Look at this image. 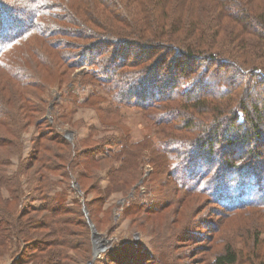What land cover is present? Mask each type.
Masks as SVG:
<instances>
[{
	"label": "trees",
	"instance_id": "16d2710c",
	"mask_svg": "<svg viewBox=\"0 0 264 264\" xmlns=\"http://www.w3.org/2000/svg\"><path fill=\"white\" fill-rule=\"evenodd\" d=\"M78 67L105 79L99 86L116 107L141 110L156 137L132 144L122 132L121 144L99 140L80 153L83 142L72 146L46 123L22 158L17 137L42 120L30 97L61 86L66 71ZM95 99L105 101L95 94L84 101ZM116 144L118 152L104 150ZM13 151L27 193L21 172L9 175ZM110 159L132 167L146 160L152 179L180 171L189 177L185 189L199 179L198 196L218 208L251 205L249 193L258 190L264 203V0H0V257L15 246L21 253L13 264H71V252L87 261L83 211L77 202L67 206L64 193L51 192V178L96 194L82 207L97 226L91 206L127 187ZM103 165L100 173L117 180L113 186H97L95 168ZM171 178L174 185L181 180ZM206 180L220 187L208 193ZM228 182L238 188L230 195ZM26 199L39 207H25ZM261 209L264 214V204ZM259 235L249 236L252 246ZM238 254L227 244L213 263L237 264ZM245 258L264 264L255 251Z\"/></svg>",
	"mask_w": 264,
	"mask_h": 264
},
{
	"label": "rangeland",
	"instance_id": "374dc122",
	"mask_svg": "<svg viewBox=\"0 0 264 264\" xmlns=\"http://www.w3.org/2000/svg\"><path fill=\"white\" fill-rule=\"evenodd\" d=\"M250 39L251 42L254 41V38ZM86 69H68L61 86L51 84L40 94L35 93L38 97H30V101L42 111V114L38 113V118L41 117L42 120L41 126L27 125L17 137L21 142L22 158L26 159L31 154L38 129L44 124H48L53 135L61 137L72 146L83 142L84 145L78 146L80 153L99 140L107 141L112 138L111 141L121 144L120 141L125 139L121 136L122 132L128 134L132 144L154 140L157 135L156 126L147 122L144 113L138 108L116 107L99 86L105 83V79L85 76L88 71ZM83 82L85 85L82 86ZM67 89L73 90L77 97L75 102H71L73 98H68ZM94 94L104 97L105 101L96 102L95 99L94 104H86L84 99ZM119 144L105 146L104 150L116 153L120 150ZM18 152L10 154L12 158L8 172L11 176L21 172L17 170ZM107 162H110L113 173L122 168L118 173L119 178L127 183L126 190L113 192L101 203L91 206L97 226L93 225L88 215L95 230V235L92 236L90 228L86 227L84 242L88 245L89 259L82 261L80 253L71 252V264H214V257L230 243L239 251L237 264H247L244 257L248 258L253 251L257 253V257L264 255V218L259 219L257 215L264 217L260 213L264 204L260 202L261 190L249 193L253 195V204H230L229 210H226L209 204V198L198 196L202 191V188L198 190L199 179L195 184H190L189 189H185L182 181L187 184L189 177L183 178L180 171L171 172L170 175L160 174L152 179L153 173L146 160L139 161L135 167L124 165L120 160L110 159ZM104 167L95 168L99 175V182H95L101 188L110 184L113 186L117 182L108 180L104 172L100 173ZM21 173L19 177L22 188L27 193L26 178ZM173 174L181 177L178 184L172 183ZM51 179L54 182L51 192L64 193L69 207L77 202L82 211V205L91 203L96 196L94 192L83 195L80 187L76 186L74 189L71 184L67 186V181L60 176L55 175ZM202 183L208 193L209 189L216 191L220 187L219 184L217 187L216 182L208 180ZM223 185L231 188L229 195L233 190H238L237 187H230L229 182ZM192 191H197V195H192ZM2 194L7 196L5 191ZM24 205L36 209L40 203L26 199ZM135 205L141 206L137 212L130 208ZM84 218L82 221L87 223ZM259 231L261 242L252 246L248 238ZM77 238H82L81 232ZM94 244L99 251L92 261ZM20 253L17 247H12L0 257V264H13Z\"/></svg>",
	"mask_w": 264,
	"mask_h": 264
},
{
	"label": "water",
	"instance_id": "95a60500",
	"mask_svg": "<svg viewBox=\"0 0 264 264\" xmlns=\"http://www.w3.org/2000/svg\"><path fill=\"white\" fill-rule=\"evenodd\" d=\"M82 211H83L84 217L86 219V222H87V224H88V226H89V228L91 230V234H92V236H94L95 235V230H94V227H93L92 223L90 222V219L88 217L87 211H86V209L84 207H82ZM98 251H99L98 247H96V245L94 244L93 254H92V261L98 255Z\"/></svg>",
	"mask_w": 264,
	"mask_h": 264
},
{
	"label": "bare ground",
	"instance_id": "6f19581e",
	"mask_svg": "<svg viewBox=\"0 0 264 264\" xmlns=\"http://www.w3.org/2000/svg\"><path fill=\"white\" fill-rule=\"evenodd\" d=\"M98 240V242H99V239H97ZM97 242V241H96Z\"/></svg>",
	"mask_w": 264,
	"mask_h": 264
}]
</instances>
